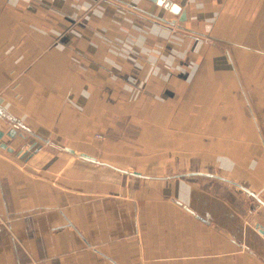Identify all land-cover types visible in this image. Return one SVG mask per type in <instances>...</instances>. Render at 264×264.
<instances>
[{
	"label": "crops",
	"instance_id": "1",
	"mask_svg": "<svg viewBox=\"0 0 264 264\" xmlns=\"http://www.w3.org/2000/svg\"><path fill=\"white\" fill-rule=\"evenodd\" d=\"M159 1L0 0V264H264V0Z\"/></svg>",
	"mask_w": 264,
	"mask_h": 264
},
{
	"label": "water",
	"instance_id": "2",
	"mask_svg": "<svg viewBox=\"0 0 264 264\" xmlns=\"http://www.w3.org/2000/svg\"><path fill=\"white\" fill-rule=\"evenodd\" d=\"M158 3L159 4H162V1L160 0ZM168 6H170V3L169 2H166V7H168ZM172 11L175 12L176 14H180V11L181 10H180L179 7L173 6ZM4 136H8L9 138L14 139L17 136V132H15V131L12 130V131H9V132L5 133L4 131H1L0 130V147H2L4 149H7L10 152H13L14 151L13 148L9 147L6 143H4V142L1 141L4 138ZM261 232L264 233V230L261 229Z\"/></svg>",
	"mask_w": 264,
	"mask_h": 264
}]
</instances>
